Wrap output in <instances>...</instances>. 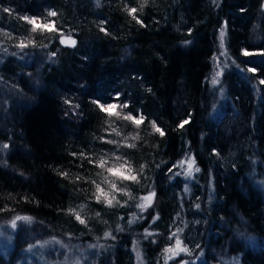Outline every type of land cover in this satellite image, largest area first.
I'll use <instances>...</instances> for the list:
<instances>
[{"label":"trees","instance_id":"16d2710c","mask_svg":"<svg viewBox=\"0 0 264 264\" xmlns=\"http://www.w3.org/2000/svg\"><path fill=\"white\" fill-rule=\"evenodd\" d=\"M49 10L55 33L18 18ZM222 28L225 97L213 115ZM0 31L16 39L0 47V221L31 218L16 221V246L29 232L86 250L82 264H135L137 247L157 264L177 233L189 250L180 259L201 260L189 264H264V0H0ZM21 40L34 44L21 50ZM96 100L128 107L109 116ZM114 153L137 179L118 178L126 202L109 205L96 183ZM185 156L199 169L190 181L177 173ZM16 246L0 264L16 260Z\"/></svg>","mask_w":264,"mask_h":264},{"label":"rangeland","instance_id":"374dc122","mask_svg":"<svg viewBox=\"0 0 264 264\" xmlns=\"http://www.w3.org/2000/svg\"><path fill=\"white\" fill-rule=\"evenodd\" d=\"M42 20L47 22L48 20H51V19L46 15L44 16ZM222 29L218 33L217 51L213 55L212 68H211L210 75H209V84L212 87V91L214 93L213 106H212L213 115L219 112L220 107L225 97V88L223 84L222 74L227 68V65H225L226 64L225 61L227 58V48H226V32L224 29H223L224 46L221 47ZM62 35L68 38L72 37L71 35H68V34H62ZM60 38H61V35L59 36V40ZM15 41L16 39L12 34L8 32H4V31L3 32L0 31V47L2 45L7 46L6 43H9V42L13 44ZM217 72H220L221 75L218 77L219 82L214 84L212 81ZM100 103L107 105L109 103H116V102L112 101V102H107V103L106 102H100ZM108 156H106L104 160H108L111 167H114V166L119 167V165L123 164L125 165L124 174L129 175L130 171L128 170L130 168H129L128 162L124 158L117 157L118 156L117 153H114L113 155L109 157ZM189 158L190 157L185 156L176 162V165L178 167L177 173H180L186 179V181H190L196 172L194 170L196 169V167L194 164H192V169H193L192 175L188 176L184 174L187 170H189ZM182 161L184 162L183 167L180 166V162ZM118 180L119 179L117 176H113L110 173L108 174V172H104L100 176L96 184L100 185V187L104 190V193L106 195H102V196H104L108 200L111 199L113 202H120V204L122 203L125 204L126 202L125 196L127 195V191L124 189L121 183H119ZM113 183L116 185L115 189L112 188ZM141 203H147V202L143 201L141 198V201L138 204H141ZM143 211H141V209L137 207V210L135 213L136 215H138L142 213ZM16 225L17 226L13 228L11 221H8V222L0 221V251H2L3 254L6 256H8L9 253H11L13 248L16 246L15 238H16V233L20 228V224L16 223ZM18 234H19L17 235L18 245L16 246L17 252L14 255L16 260L12 262L11 264H82V262L85 261V258H86L85 251L86 250L77 249L76 245L64 243L62 240H60L57 237L46 236L43 238L41 237L38 238V237H35L33 234H30L29 232H23V233L19 232ZM175 242L169 245L167 248L169 249L174 248ZM181 247H184L183 244H181ZM181 253H179L176 256H172L171 252H165L163 254V258L158 259L157 264H167L169 260L172 261L176 258H178V260L176 261L174 260L170 264H182V261H186L187 264H189V261L193 263L201 261L198 257H193L190 259L188 258L180 259V257H182ZM134 262L135 264H143V252L138 247L135 250ZM228 263L230 262L228 261Z\"/></svg>","mask_w":264,"mask_h":264},{"label":"snow or ice","instance_id":"6c2138e0","mask_svg":"<svg viewBox=\"0 0 264 264\" xmlns=\"http://www.w3.org/2000/svg\"><path fill=\"white\" fill-rule=\"evenodd\" d=\"M144 3H147V0H144ZM97 4H99V0H97ZM143 6L144 4H141V8L140 10H143ZM129 16L132 17L133 20L136 21V23L140 24L141 27H145L146 25H144L143 21L141 19H139V17L136 15L138 9L137 8H134V7H127L126 8ZM5 12H11V9H7L5 8L4 9ZM47 16L48 17H56L57 16V13L55 11H48L47 12ZM20 20L22 21H25L27 22L28 24H30L32 26V31L33 32H36V31H47V32H51V33H55L57 31H59L56 27V24H55V21L54 20H48L47 22L41 20L39 17H29V16H20L18 17ZM102 24L103 23H106L105 21H102L101 22ZM100 31L101 32H104L106 35L108 34L107 33V29L104 28V27H101L100 28ZM191 31V30H189ZM223 37H224V31L222 29L221 31V47L224 46L223 44ZM60 43L61 44H69L70 46H75L76 44V41L74 39H71V38H65L63 35H61V38H60ZM187 43V42H185ZM29 44H34V41L32 40H28L27 43L24 41V40H21L19 42V44L17 45L18 48H20L21 50L25 49L26 47H28ZM257 53H250L248 52L247 50L243 51V55L244 56H251V55H256ZM260 55H264V52H261L259 53ZM52 56H55V53H52L51 54ZM248 72H252V73H255L257 71V69L255 68H248L247 69ZM221 75L220 72H217L215 74V77L213 78V83H218L219 80H218V77ZM259 84L261 85H264V79H260L259 80ZM119 93H116L115 97H113V99H117L119 98ZM68 101H66L67 103ZM94 103L97 104V106L100 108V110L104 113H107L109 116H120V113L118 111H116L117 108H126L128 107L127 103H125L124 105H118L117 103H109L107 105L105 104H102L99 102V100H96V101H93ZM123 119L125 120H129L131 121L132 123H134L135 125L139 126L143 121H144V117L143 115H140V116H133L132 114H128L126 116L123 117ZM191 122V113H189V116L187 119L183 120L180 122L179 125H177L178 128H183L185 125L189 124ZM153 129L154 131L158 132L161 136L165 135V133L163 132V130L161 128H159L155 122H153ZM119 134V133H117ZM103 139V138H101ZM109 143H114V141H108ZM3 147L7 148L8 146L7 145H4ZM129 147H131V145H129ZM76 154L73 153V156H75ZM83 155V154H81ZM91 162V161H90ZM105 161L103 159H101L100 161V166L101 167H104L105 165ZM183 161L180 162V166L183 167ZM194 162L191 161V159L189 158V170H187L184 174L185 175H188V176H191L192 175V164ZM173 167H176V165H173ZM124 170H125V165L121 164L119 165V167H109L107 168V172L112 174L113 176H117L118 178L122 179V180H131V181H135L137 179L136 176L134 175H125L124 174ZM195 171H199V169H194ZM130 171V169L128 170ZM172 169L170 168L169 169V172H171ZM61 175H66L65 173H61ZM112 188L115 189L116 188V185L113 183L112 184ZM96 191H97V195H96V199L97 201H100L101 199V195H106L104 193V190L100 187V185H96ZM154 196V193H150L148 196H145V197H142V200L145 201V202H151L152 200V197ZM108 204L111 205L112 204V200L109 199L108 201ZM148 206V203H141V204H138L137 207L141 209V211H143V209L145 207ZM2 211V210H0ZM76 219L79 220L81 223H84L85 221L83 219H81L80 215L77 214L76 215ZM20 220H23V221H30L31 218L30 217H27V216H16L14 220L11 221V224H12V227L15 228L17 225H16V221H20ZM106 235H108L106 233ZM147 235H151V233H147ZM173 236H176V242H175V247L174 248H166L165 249V252H171L172 253V256H176L178 255L179 253L181 252H188L189 250L187 249V247H181V244H182V241L179 239L177 233H173ZM171 238V237H170ZM31 247V246H30ZM171 258V257H170ZM182 264H187L186 261H182Z\"/></svg>","mask_w":264,"mask_h":264},{"label":"water","instance_id":"95a60500","mask_svg":"<svg viewBox=\"0 0 264 264\" xmlns=\"http://www.w3.org/2000/svg\"><path fill=\"white\" fill-rule=\"evenodd\" d=\"M65 38H68V37H66V36H64ZM71 39H73V38H71ZM64 45H69V44H64Z\"/></svg>","mask_w":264,"mask_h":264}]
</instances>
